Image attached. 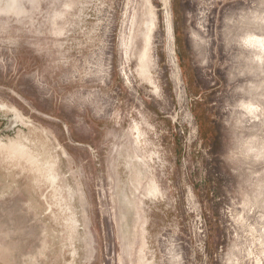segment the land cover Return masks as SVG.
I'll return each instance as SVG.
<instances>
[{
  "label": "rangeland",
  "instance_id": "374dc122",
  "mask_svg": "<svg viewBox=\"0 0 264 264\" xmlns=\"http://www.w3.org/2000/svg\"><path fill=\"white\" fill-rule=\"evenodd\" d=\"M0 104V142L15 109L77 108L152 168L136 191L152 236L124 253L89 147L100 264H264V0H0ZM7 232L24 243L0 264H49L27 258L42 229Z\"/></svg>",
  "mask_w": 264,
  "mask_h": 264
},
{
  "label": "crops",
  "instance_id": "0c3cea01",
  "mask_svg": "<svg viewBox=\"0 0 264 264\" xmlns=\"http://www.w3.org/2000/svg\"><path fill=\"white\" fill-rule=\"evenodd\" d=\"M0 109L6 107L0 104ZM79 111L54 107L43 112L34 107L27 113L29 118L15 109V125L22 128L16 126L8 134L13 137L0 142V233L6 234L0 245L24 243L9 240V229H42L41 235L29 241L37 247L27 257L32 262L46 259L55 264L60 246L62 264H100V239L88 236L101 223L93 190L91 146L99 149L104 170L114 184L123 252L131 245L145 250L152 236L153 212L141 205L136 193L154 177L152 168L137 160L126 138L120 137V128L90 122L88 113ZM72 115L80 117L72 119ZM25 118L27 122L22 121ZM25 126L31 135L23 140Z\"/></svg>",
  "mask_w": 264,
  "mask_h": 264
},
{
  "label": "bare ground",
  "instance_id": "6f19581e",
  "mask_svg": "<svg viewBox=\"0 0 264 264\" xmlns=\"http://www.w3.org/2000/svg\"><path fill=\"white\" fill-rule=\"evenodd\" d=\"M39 137H40V136H39ZM39 137H38V138H39ZM28 140H29V139H28ZM42 160H43V159H42ZM45 160H47V159H45Z\"/></svg>",
  "mask_w": 264,
  "mask_h": 264
}]
</instances>
